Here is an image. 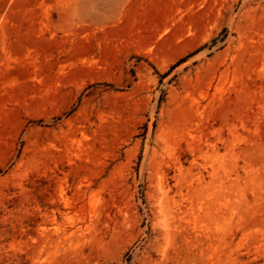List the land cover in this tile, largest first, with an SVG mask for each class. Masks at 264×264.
<instances>
[{
  "label": "rangeland",
  "instance_id": "1",
  "mask_svg": "<svg viewBox=\"0 0 264 264\" xmlns=\"http://www.w3.org/2000/svg\"><path fill=\"white\" fill-rule=\"evenodd\" d=\"M0 264H264V0H0Z\"/></svg>",
  "mask_w": 264,
  "mask_h": 264
}]
</instances>
